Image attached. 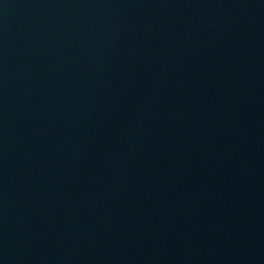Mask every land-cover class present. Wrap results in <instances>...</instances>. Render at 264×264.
Wrapping results in <instances>:
<instances>
[{
	"label": "water",
	"instance_id": "obj_1",
	"mask_svg": "<svg viewBox=\"0 0 264 264\" xmlns=\"http://www.w3.org/2000/svg\"><path fill=\"white\" fill-rule=\"evenodd\" d=\"M0 264H264V0H0Z\"/></svg>",
	"mask_w": 264,
	"mask_h": 264
}]
</instances>
